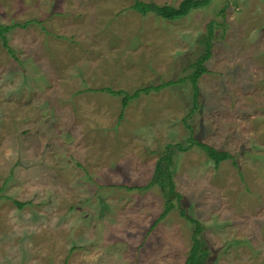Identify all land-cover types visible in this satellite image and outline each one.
Instances as JSON below:
<instances>
[{"label":"rangeland","instance_id":"obj_1","mask_svg":"<svg viewBox=\"0 0 264 264\" xmlns=\"http://www.w3.org/2000/svg\"><path fill=\"white\" fill-rule=\"evenodd\" d=\"M135 1L0 0V24L18 23L10 52L0 41V264H183L191 224L138 188L168 143L206 264H264V0L172 20Z\"/></svg>","mask_w":264,"mask_h":264},{"label":"trees","instance_id":"obj_2","mask_svg":"<svg viewBox=\"0 0 264 264\" xmlns=\"http://www.w3.org/2000/svg\"><path fill=\"white\" fill-rule=\"evenodd\" d=\"M210 0H181L176 6L172 4H156V3H150V2H143V1H135L134 5L135 7H138L141 9L143 13L147 12H152L156 16L172 20L176 18H181L187 15L190 10L192 9H197L206 6L209 4ZM18 25L16 24H11V25H4L0 24V41L4 47L7 48V50L10 52V48L7 45V39H6V33L13 28L14 26ZM212 25V22H209L207 25V33L206 35L202 36L200 39V43L204 44V53L199 56V58L192 63L193 66V72L191 75V83L194 88L193 95L196 98L198 94V90L196 88V80L197 77L205 71L204 66L202 65L203 61L206 60L209 55H210V46H211V41L210 38L212 36V33L210 31V27ZM209 27V28H208ZM195 67V68H194ZM166 83H162L160 86H155V87H145L140 90H136L132 96L129 94H125V96L122 99V105H125L127 101L131 98L136 96L139 92H147L150 89H159L162 86H165ZM195 144L198 145L200 149H202L208 158H210L215 166L219 164L220 161L232 158V155L228 153L225 150H220L216 149L215 147L202 143L199 141H195ZM179 150L184 149L181 147V145H177ZM172 148L173 144L168 143L165 146V149L163 150V154L158 158L154 172L152 174V177L148 181L146 186H139L138 188H148L153 185H158L163 190H165V196H166V201L171 200L173 197L175 199V202L179 208V214L184 216L189 223L191 224V244H190V249L188 251V255L186 259L184 260L183 264H206L207 256H208V251L205 248V244L203 242L202 238V230L203 226L192 216H190L185 210L184 207H182L181 201L182 196L180 193L174 191V186H173V158H172ZM15 204L18 207H21L23 203L14 201Z\"/></svg>","mask_w":264,"mask_h":264}]
</instances>
